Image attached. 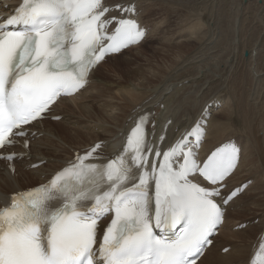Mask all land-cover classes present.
<instances>
[{
  "label": "snow or ice",
  "instance_id": "6c2138e0",
  "mask_svg": "<svg viewBox=\"0 0 264 264\" xmlns=\"http://www.w3.org/2000/svg\"><path fill=\"white\" fill-rule=\"evenodd\" d=\"M136 15L132 2L22 0L0 22V160L10 171L30 153L31 128L53 104L84 89L106 55L145 38ZM206 122L202 116L163 154L157 149L162 163L149 167L155 120L139 113L114 159L86 163L101 147L96 144L47 184L12 194L0 208V264H197L227 205L247 187L222 195L241 159L235 143L199 162ZM18 138L26 151L9 152ZM109 214L98 243V222ZM251 264H264V243Z\"/></svg>",
  "mask_w": 264,
  "mask_h": 264
},
{
  "label": "bare ground",
  "instance_id": "6f19581e",
  "mask_svg": "<svg viewBox=\"0 0 264 264\" xmlns=\"http://www.w3.org/2000/svg\"><path fill=\"white\" fill-rule=\"evenodd\" d=\"M230 1L112 0L136 5L139 19L152 27L145 41L150 38L160 46L169 42L165 46L167 55L163 56L171 61L168 69H154L148 64L134 74L117 70L120 78L128 77L125 82L101 75L107 61L121 60L127 52L142 48L145 41L108 57L92 73L86 89L59 100L54 114L61 115V119L35 124L36 135L29 141L30 156L14 162L15 173L9 170L8 162L0 161V205L10 192L42 183L74 154L96 142H101L108 155L120 150L135 118L143 111L154 113L155 136L151 143L155 146L173 142L203 116L207 118L202 145L205 152L231 138L237 137L243 144V159L223 191L245 182L247 187L227 205V217L217 241L198 264H249L264 235V0H257L263 24L256 41L259 46L255 44L251 52L243 54L241 40V52L235 50L226 60L219 53L208 55L214 48V36H207L203 26L216 23L220 15L227 16L229 11L222 12V8L229 7ZM251 1L239 0V6ZM162 14L166 16L159 17ZM239 26L237 19L236 35ZM154 47V51L161 49ZM121 61L124 65H138L129 57ZM38 162L39 167L30 168ZM243 223L246 226L239 229ZM228 246L231 248L224 252Z\"/></svg>",
  "mask_w": 264,
  "mask_h": 264
},
{
  "label": "rangeland",
  "instance_id": "374dc122",
  "mask_svg": "<svg viewBox=\"0 0 264 264\" xmlns=\"http://www.w3.org/2000/svg\"><path fill=\"white\" fill-rule=\"evenodd\" d=\"M261 8L262 7L260 6V4L257 3V0L251 1L248 5H246L244 7L239 6V0H231L229 7H228V5L227 6L224 5L222 8V12L227 13L229 11V14H227V16L220 15V17L216 21V23L209 22L211 25H208L207 23H205L203 26V31H204V33H206L207 36H210V35L214 36V43H215L214 48L208 52V55L210 56V52H215V53H219V55H222L223 57H225L226 60H230V58L233 56L235 50H237L238 53L241 52V50L239 49L241 45L243 47V50H242L243 54H245L246 52H248V53L251 52L252 48L256 44V41L260 37L261 32L263 31V30L261 31V29H260L261 26H263V24L260 23V16H261L260 10H261ZM182 12L184 14V11H182ZM187 14H190V13H187ZM163 15L166 16V14H162V15H159V17H161ZM192 15L195 16L194 12L192 13ZM153 19H157V18L154 16ZM237 19H240V26H239V32L236 35V21H237ZM159 20H160V18H159ZM241 40H242V43H241ZM156 42H157L156 40H150V38H149L147 41L144 42L142 48L134 49V50L127 52L125 54V56L123 57V58H125V57L126 58L121 59V60H127L128 57L132 58V60L135 59L136 64L137 63H138V65L140 64L139 66L138 65L137 66L136 65L131 66V65H126V64L124 65L123 61H121L120 58L117 59V61H116V59H113V60L111 59L105 63V65L107 64L106 66L101 67V71H102L101 75H105L107 78L109 77L108 79H110L112 81L120 80V81L125 82L128 77L127 78H120V76H119L120 74L118 73V75H117V72H116L117 70H119L121 72H125V73H128V71H129V72H132L134 74L137 71H139L141 69V67L144 68L148 64H149L148 66H153L154 69H156V68L164 69L165 68L167 70L168 69L167 67L171 63V61H168L166 59L164 60V57H165V55H167L166 51L168 50V49H165V48H168L165 46H167L166 44L169 42L164 41L162 43V45H164V47L162 45L161 46L160 45H154V44H157ZM234 42H237V45H234ZM238 43H241V45L239 46ZM256 45L259 46V44H256ZM154 46L161 47V49L157 48L158 51H157V49H156V51H154V49H155ZM159 51H161V52H159ZM160 56H162V57L160 58ZM244 58H245V56H244ZM245 59L247 60V58H245ZM111 61H112V63H111ZM209 62H210V57L205 61V63L208 64ZM120 66H122V67H120ZM126 66H128V67H126ZM129 67L132 68V70ZM111 75L112 76L114 75V76L111 77ZM125 76H128V74H126ZM115 92H118V91H115ZM243 224H245V226H246V223H243ZM243 224H241V225H243ZM238 228L240 229V228H244V227H238ZM235 244H237V242Z\"/></svg>",
  "mask_w": 264,
  "mask_h": 264
}]
</instances>
